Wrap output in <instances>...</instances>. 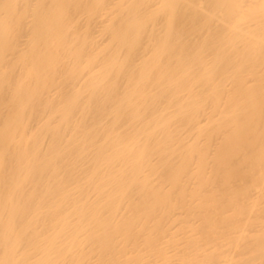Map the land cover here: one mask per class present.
I'll use <instances>...</instances> for the list:
<instances>
[{
	"label": "bare ground",
	"instance_id": "obj_1",
	"mask_svg": "<svg viewBox=\"0 0 264 264\" xmlns=\"http://www.w3.org/2000/svg\"><path fill=\"white\" fill-rule=\"evenodd\" d=\"M0 264H264V0H0Z\"/></svg>",
	"mask_w": 264,
	"mask_h": 264
}]
</instances>
